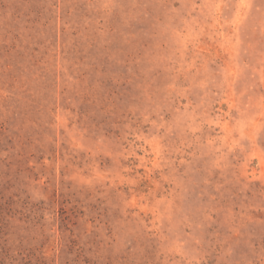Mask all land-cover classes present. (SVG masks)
<instances>
[{
    "label": "rangeland",
    "instance_id": "1",
    "mask_svg": "<svg viewBox=\"0 0 264 264\" xmlns=\"http://www.w3.org/2000/svg\"><path fill=\"white\" fill-rule=\"evenodd\" d=\"M0 264H264V0H0Z\"/></svg>",
    "mask_w": 264,
    "mask_h": 264
}]
</instances>
